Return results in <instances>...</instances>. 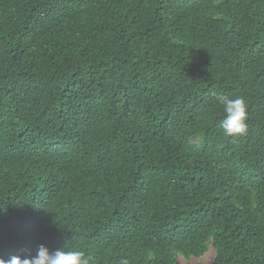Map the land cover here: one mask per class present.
I'll list each match as a JSON object with an SVG mask.
<instances>
[{"label":"trees","instance_id":"trees-1","mask_svg":"<svg viewBox=\"0 0 264 264\" xmlns=\"http://www.w3.org/2000/svg\"><path fill=\"white\" fill-rule=\"evenodd\" d=\"M191 1L0 0V259L264 264V0Z\"/></svg>","mask_w":264,"mask_h":264},{"label":"clouds","instance_id":"clouds-1","mask_svg":"<svg viewBox=\"0 0 264 264\" xmlns=\"http://www.w3.org/2000/svg\"><path fill=\"white\" fill-rule=\"evenodd\" d=\"M192 3L191 0H189ZM193 4H190V6ZM219 103L226 114L220 127L228 137L243 136L247 133V104L242 98L229 99L227 96H218ZM92 258L82 250L68 248L66 245L54 252L41 245L35 256L23 258L13 256L8 260L0 259V264H91Z\"/></svg>","mask_w":264,"mask_h":264},{"label":"rangeland","instance_id":"rangeland-1","mask_svg":"<svg viewBox=\"0 0 264 264\" xmlns=\"http://www.w3.org/2000/svg\"><path fill=\"white\" fill-rule=\"evenodd\" d=\"M212 259H213V251L206 254L204 257L200 259L185 260V259L179 258V263L180 264H210Z\"/></svg>","mask_w":264,"mask_h":264}]
</instances>
